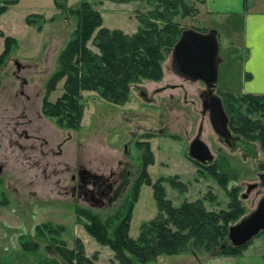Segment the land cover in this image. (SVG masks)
<instances>
[{"label": "rangeland", "instance_id": "rangeland-1", "mask_svg": "<svg viewBox=\"0 0 264 264\" xmlns=\"http://www.w3.org/2000/svg\"><path fill=\"white\" fill-rule=\"evenodd\" d=\"M3 1L0 0V4ZM82 1L60 0L65 4L61 9L55 0H19L0 14V31L18 40L0 68V197L8 199L5 205H0L3 236L0 253L5 255L2 258L6 257V262L2 260L0 264H38L45 258L68 264L48 240H41L38 251L22 249L20 237L27 235L37 239L35 228L45 222L64 225L61 237L68 246L73 248L76 239H81L87 254L97 255L96 264H119L114 251L87 232L86 219L79 208H91L102 216L117 208L141 172L143 150L138 149L136 142L145 139L144 135L149 132L156 134L150 138L155 154V161L148 165L152 179L178 175L186 184L183 192L164 181L168 197L175 205L201 198L209 210L228 208L227 191L215 178L201 173V167L189 156V146L198 135L215 157L220 153L230 156L231 163L238 169L233 185L240 186L247 213L264 195V169L260 168L264 152L260 143L238 135L233 148L223 143L212 126L209 110H204L205 83L178 71L173 48L166 51L163 79H144L133 84L130 99L125 104L106 100L97 91H84L86 107L81 129H61L43 115L41 99L46 83L57 68L59 53L76 30L78 19L73 9ZM87 1L101 12L103 26L129 34L140 26L138 14L154 7L148 0ZM191 1L198 12L176 19L186 29L209 31L218 27L219 59L223 55L230 75L237 74L233 60L237 57L240 61L243 55L240 20L234 23L240 32L236 35L232 25L225 22L228 17L206 15L202 7L204 0ZM248 1L251 4L254 0ZM29 15L40 22L28 23ZM39 23L43 24L42 28ZM4 43L0 35V54ZM88 45L99 52L93 38ZM226 66L223 64L219 69L221 76L214 90L218 96L217 89L225 88ZM63 83L61 80L50 94L52 101L64 92ZM257 116L259 114H252V117ZM251 184L257 186L249 191ZM210 192L215 195L214 200ZM157 213L153 188L143 183L130 235L137 238L141 224ZM218 253L219 250H192L161 255L150 264H263L264 231L254 237L241 254Z\"/></svg>", "mask_w": 264, "mask_h": 264}, {"label": "trees", "instance_id": "trees-1", "mask_svg": "<svg viewBox=\"0 0 264 264\" xmlns=\"http://www.w3.org/2000/svg\"><path fill=\"white\" fill-rule=\"evenodd\" d=\"M18 1L6 0L0 4V14ZM148 1L154 7L138 14L140 26L132 34L103 26L101 12L87 0L73 9V14L78 19L77 27L70 41L59 53L57 68L46 83L41 99L45 117L61 129L79 130L86 107L84 91H97L106 100L125 104L130 99L133 84L144 79H163L166 51L174 48L186 29L176 17L194 15L198 8L191 0ZM55 3L61 9L65 6L60 0H55ZM32 16L26 18L27 22L38 24L39 19ZM38 26L42 28L43 24L39 23ZM197 30L208 32L199 28ZM0 35L5 41L0 54L1 68L18 45V40L2 30ZM92 38L99 52L89 47L88 42ZM61 80H64V92L52 101L50 94L56 90ZM217 90L229 117L228 127L232 137L238 135L248 141H258L264 152V94L236 95L230 91ZM254 113L259 116L252 117ZM154 135L156 134L152 132L146 133L145 139L136 142L138 149L143 150L141 172L113 212L102 216L91 208H79L81 216L86 219L84 226L87 232L101 244L109 246L119 264H150L161 255L183 254L192 250H219V255L241 254L248 243L241 247L233 246L228 236L231 225L246 215L247 206L242 200L240 186L233 185L238 178V169L231 163L230 156L220 153L209 164L194 160L201 167V173L215 178L227 191L230 198L227 209L209 210L201 198L184 200L180 205H175L168 197L164 181H169L173 187L183 192L186 184L178 175L152 179L148 165L155 161L150 141ZM260 168L264 169V161ZM143 183L152 186L158 213L153 219L144 221L138 237L133 238L130 235L131 222ZM209 196L211 200L215 199L211 192ZM7 202L6 196L0 197V205ZM64 231L65 227L61 224H39L35 228L37 239L22 235L21 247L26 252L38 251L41 240H48L55 252L68 264H96L97 255L89 256L81 239H76L73 248L68 246L61 237ZM38 264L59 262L55 258H45Z\"/></svg>", "mask_w": 264, "mask_h": 264}, {"label": "water", "instance_id": "water-1", "mask_svg": "<svg viewBox=\"0 0 264 264\" xmlns=\"http://www.w3.org/2000/svg\"><path fill=\"white\" fill-rule=\"evenodd\" d=\"M220 44L216 29L201 32L195 28L185 29L173 48V59L178 71L192 80L205 83L210 94L209 102L204 100V110H209L212 126L229 148L234 147V138L228 127L229 117L220 96L214 94L219 81ZM143 95L146 94L143 92ZM189 156L201 164L214 162L215 155L198 135L189 146ZM257 185L251 184L249 191ZM246 197V194L243 195ZM264 231V195L257 206L242 219L231 225L229 241L241 247Z\"/></svg>", "mask_w": 264, "mask_h": 264}, {"label": "crops", "instance_id": "crops-1", "mask_svg": "<svg viewBox=\"0 0 264 264\" xmlns=\"http://www.w3.org/2000/svg\"><path fill=\"white\" fill-rule=\"evenodd\" d=\"M204 1L202 5L205 9L204 14L228 17V21L225 20V22L232 25L236 35L240 32L234 25L235 21L240 20L242 26L240 29V31L242 30L240 49L243 55H241L240 61L237 57L233 60L234 63L236 62L237 74L230 75L229 65H225L223 55L220 57L219 69L224 64L226 66L224 73L227 76L223 91H230L236 95L243 93L264 94V8H261L264 6V2L254 0L250 4L248 0ZM212 29H216L217 35L219 34L220 29L218 27ZM220 76L221 70L219 78ZM2 237L0 233V252ZM3 256L5 255L0 253V262L2 260L6 262V257L2 258Z\"/></svg>", "mask_w": 264, "mask_h": 264}, {"label": "flooded vegetation", "instance_id": "flooded-vegetation-1", "mask_svg": "<svg viewBox=\"0 0 264 264\" xmlns=\"http://www.w3.org/2000/svg\"><path fill=\"white\" fill-rule=\"evenodd\" d=\"M6 0L3 1V3ZM203 96H205L204 100H207L209 102L210 94L208 93V90L206 89L205 92L203 93ZM264 178V177H263Z\"/></svg>", "mask_w": 264, "mask_h": 264}]
</instances>
